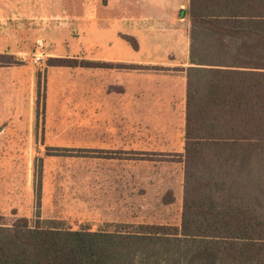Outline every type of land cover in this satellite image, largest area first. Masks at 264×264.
I'll return each mask as SVG.
<instances>
[{"label": "trees", "instance_id": "1", "mask_svg": "<svg viewBox=\"0 0 264 264\" xmlns=\"http://www.w3.org/2000/svg\"><path fill=\"white\" fill-rule=\"evenodd\" d=\"M184 12L193 65L186 70L179 224L91 230L20 216L0 222V264H264V219L231 216L230 205L213 203L264 200V0H189ZM47 65L102 63L50 57ZM173 200L169 189L163 202Z\"/></svg>", "mask_w": 264, "mask_h": 264}, {"label": "crops", "instance_id": "2", "mask_svg": "<svg viewBox=\"0 0 264 264\" xmlns=\"http://www.w3.org/2000/svg\"><path fill=\"white\" fill-rule=\"evenodd\" d=\"M188 4L189 0H17L8 4L7 9L1 8L7 14H1L0 19L4 23L5 20H17L14 23L17 28L9 30L13 32L9 33L10 38L28 30L33 36L39 35L36 41H40L44 39L40 35L51 37L56 33L50 28L49 18L64 21L62 24L67 29L60 35L69 39L75 24L81 23V27L88 28L92 14L99 45L96 54L76 52L56 56L85 58L100 62L102 66L69 68L47 65V83L64 87L79 84L90 97L95 91L96 108H101L104 116L105 137L102 139L105 150L168 156L184 152L186 70L193 65L190 62L191 24L184 12ZM25 25H38L39 28L29 26L25 29ZM125 36L132 38L136 46ZM0 53L22 56L27 52L4 53L0 50ZM17 61L13 65L0 66L1 125L22 124L24 96L31 101L34 94L29 65L24 63V58ZM73 72H79L78 80L72 78ZM25 73H28L27 91H24ZM28 117L27 121H31V114ZM109 145L112 149H108ZM173 195L172 202L164 203V195L154 199L149 196L137 198L131 192L125 197L103 199L99 205L102 209L114 211L113 217L107 218L110 221L105 224L178 225L183 198L174 191ZM150 203L163 206V210L175 206L174 216H171L175 222H158L163 219L157 216L153 220H159L152 221L147 207ZM213 203L230 205L224 209L231 216L246 214L264 219V206H259L264 200L256 197H229L215 199Z\"/></svg>", "mask_w": 264, "mask_h": 264}, {"label": "rangeland", "instance_id": "3", "mask_svg": "<svg viewBox=\"0 0 264 264\" xmlns=\"http://www.w3.org/2000/svg\"><path fill=\"white\" fill-rule=\"evenodd\" d=\"M16 1L0 0V11ZM1 14L7 13L1 11ZM90 15L88 28L75 24L69 39L60 35L67 29L62 24L64 21L49 18L50 28L56 33L51 37L40 35L44 36L41 45L36 41L39 35L33 36L28 30L30 35L25 32L10 38L13 32L9 30L17 28L14 26L17 20L4 23L0 19V50L27 52L22 56L0 53V66L24 58L34 92L31 101L24 96L22 124H0L1 223L11 224L17 217L25 216L32 223L40 217L54 219L60 226L72 229H105V223L110 221L107 218L113 217L114 211L100 207L103 199H117L131 192L137 198L154 199L169 189L177 196L182 194L183 150L182 154L168 156L105 150L104 116L101 108H96L95 91L90 97L79 84L64 87L47 83L50 57L59 53L96 54L99 45L95 21ZM29 26L39 28L25 25V29ZM36 55L41 57L37 62ZM26 74L24 91L29 88ZM72 78L78 80L79 72H73ZM28 114L31 121H27ZM147 207L152 221H158L153 220L157 216L163 219L158 222H175L171 217L175 206L163 210V206L150 203Z\"/></svg>", "mask_w": 264, "mask_h": 264}, {"label": "built area", "instance_id": "4", "mask_svg": "<svg viewBox=\"0 0 264 264\" xmlns=\"http://www.w3.org/2000/svg\"><path fill=\"white\" fill-rule=\"evenodd\" d=\"M41 43H42L41 40L38 41V44H39V45H41ZM40 58H41L40 56H37V55H36V57H35V62H37Z\"/></svg>", "mask_w": 264, "mask_h": 264}]
</instances>
